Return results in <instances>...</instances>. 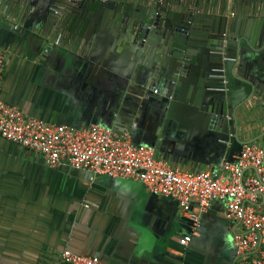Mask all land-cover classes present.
Listing matches in <instances>:
<instances>
[{
    "label": "crops",
    "instance_id": "obj_1",
    "mask_svg": "<svg viewBox=\"0 0 264 264\" xmlns=\"http://www.w3.org/2000/svg\"><path fill=\"white\" fill-rule=\"evenodd\" d=\"M57 5L63 6L57 13L44 21L33 19L24 29L27 0H0V52L5 59L0 98L55 124L125 128L123 119L110 114L119 99L133 92L126 79L105 65L121 68L128 57L135 58V51H126L121 29L96 25L86 34L74 5ZM154 49L150 46L144 54L150 62L156 59ZM176 110L193 114L188 108ZM199 120L185 116L169 122L177 134L162 150L153 149L156 158L188 172L215 169L224 161L221 154L222 161L215 164L218 140L198 134ZM161 129H167L165 117ZM208 210L223 217L224 205L214 201ZM131 213L120 186L105 184L98 175L90 180L67 166L50 168L39 153L0 137V264H62L66 249L97 255L105 264H236L233 235L241 230L236 223L226 227L229 247L205 225L193 231L186 253L165 255L145 249Z\"/></svg>",
    "mask_w": 264,
    "mask_h": 264
},
{
    "label": "water",
    "instance_id": "obj_2",
    "mask_svg": "<svg viewBox=\"0 0 264 264\" xmlns=\"http://www.w3.org/2000/svg\"><path fill=\"white\" fill-rule=\"evenodd\" d=\"M67 1L80 13L86 34L96 25L121 29L126 51H135V58L128 57L121 68L105 65L126 79L133 92L115 103L110 116L125 121L119 131L136 122L131 129L134 143L162 150L177 134L169 122L185 116L200 119V136L218 140L215 164L222 158L235 160L244 142L255 141L241 140L239 130L264 111V0H27L22 28L28 29L33 19L47 20L59 2ZM152 45L156 59L150 62L144 54ZM178 108L193 114H181ZM164 117L166 130L161 129ZM98 176L128 195L135 234L145 249L165 255L187 252L191 246L179 239L192 232L193 224L179 212L176 200L148 192L141 181ZM228 223L208 210L195 230L208 225L229 247Z\"/></svg>",
    "mask_w": 264,
    "mask_h": 264
},
{
    "label": "built area",
    "instance_id": "obj_3",
    "mask_svg": "<svg viewBox=\"0 0 264 264\" xmlns=\"http://www.w3.org/2000/svg\"><path fill=\"white\" fill-rule=\"evenodd\" d=\"M58 6L55 13L59 11ZM5 59L0 52V86ZM130 128L122 131L90 125L73 128L24 114L0 98V137L39 153L50 168L67 166L96 175L141 181L148 192L177 201L180 213L192 222V232L179 239L186 245L214 201L224 205L223 218L240 226L233 235L236 264H264V144L244 142L233 161L215 169L188 172L136 144ZM62 264H105L97 255L61 253Z\"/></svg>",
    "mask_w": 264,
    "mask_h": 264
},
{
    "label": "flooded vegetation",
    "instance_id": "obj_4",
    "mask_svg": "<svg viewBox=\"0 0 264 264\" xmlns=\"http://www.w3.org/2000/svg\"><path fill=\"white\" fill-rule=\"evenodd\" d=\"M255 123V126L252 125ZM239 138L243 141L255 140L254 142H264V111L259 120L254 122L244 121L239 130Z\"/></svg>",
    "mask_w": 264,
    "mask_h": 264
},
{
    "label": "rangeland",
    "instance_id": "obj_5",
    "mask_svg": "<svg viewBox=\"0 0 264 264\" xmlns=\"http://www.w3.org/2000/svg\"><path fill=\"white\" fill-rule=\"evenodd\" d=\"M258 142H259V141H258ZM258 142H257V143H258Z\"/></svg>",
    "mask_w": 264,
    "mask_h": 264
}]
</instances>
